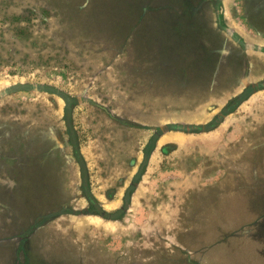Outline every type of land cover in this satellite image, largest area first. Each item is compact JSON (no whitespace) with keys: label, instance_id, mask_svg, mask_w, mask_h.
Segmentation results:
<instances>
[{"label":"rangeland","instance_id":"rangeland-1","mask_svg":"<svg viewBox=\"0 0 264 264\" xmlns=\"http://www.w3.org/2000/svg\"><path fill=\"white\" fill-rule=\"evenodd\" d=\"M250 3L0 0V264H264L260 177L213 133Z\"/></svg>","mask_w":264,"mask_h":264},{"label":"crops","instance_id":"crops-1","mask_svg":"<svg viewBox=\"0 0 264 264\" xmlns=\"http://www.w3.org/2000/svg\"><path fill=\"white\" fill-rule=\"evenodd\" d=\"M247 1H251L252 9L249 11L246 6V12L239 15L246 21L244 28L248 37L242 42L250 49H257L255 54L261 57L257 62L259 67L252 72V80L244 79L239 90L229 93L228 102L221 108L224 111H220L219 119L214 120L213 133L219 134L220 140H225L221 134L229 133L224 142L227 148L223 152V163H219L218 169H233L234 165L237 170H251L253 173L248 175L260 177L261 202L264 204V0ZM227 36L233 42L230 33ZM234 117L236 120L233 121Z\"/></svg>","mask_w":264,"mask_h":264},{"label":"bare ground","instance_id":"bare-ground-1","mask_svg":"<svg viewBox=\"0 0 264 264\" xmlns=\"http://www.w3.org/2000/svg\"><path fill=\"white\" fill-rule=\"evenodd\" d=\"M164 136V135H163ZM171 137H172V135H171ZM165 139H169L168 137L167 138H165Z\"/></svg>","mask_w":264,"mask_h":264},{"label":"flooded vegetation","instance_id":"flooded-vegetation-1","mask_svg":"<svg viewBox=\"0 0 264 264\" xmlns=\"http://www.w3.org/2000/svg\"><path fill=\"white\" fill-rule=\"evenodd\" d=\"M219 25H220V22H219Z\"/></svg>","mask_w":264,"mask_h":264}]
</instances>
